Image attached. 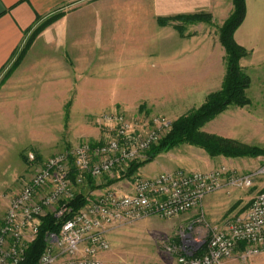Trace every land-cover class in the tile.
<instances>
[{"label":"rangeland","instance_id":"rangeland-1","mask_svg":"<svg viewBox=\"0 0 264 264\" xmlns=\"http://www.w3.org/2000/svg\"><path fill=\"white\" fill-rule=\"evenodd\" d=\"M101 1L103 6L107 4V0ZM108 1V26L104 18L100 21L103 22V25H98L104 29L105 34H107L106 30L110 32L113 30L115 38H118L130 30L136 36H140L142 42L146 40L143 37L156 34L157 44L161 45L165 41V38L161 36L163 35L161 30L166 24L161 23L160 19H167L168 22L171 21L177 27H181V29L177 28L180 35L186 33L189 37L188 40H184L176 36L172 44H185L192 47L197 44L198 40L200 42V39H204L206 44L219 47L224 75L221 81L222 85L220 89L211 92L204 99H200L198 92L192 93L191 90L186 91L184 87H174V90H169L167 94L163 91L162 95H158V98L142 100L135 106H132L133 101H129L131 104L127 106L126 100L124 101L125 105L119 104L123 101L118 100L115 96L112 100L105 102L99 98L87 100L83 97L85 94L88 96L87 92L107 94L113 91L116 94V89H119L118 93H122L125 81H131L122 78L123 73H121L120 78L123 83L118 88V84H114L117 82V74L110 73L108 76L107 74L95 75L88 84L77 83L76 89L72 90L65 98L57 99L56 97L54 99L52 95L57 93L54 89L56 84H47L44 85L43 94H35L39 97L43 95V99L13 100L14 106L9 114L1 106L0 221L4 218L11 202L20 194L24 184L37 172L38 163H44L47 159L60 153L69 152L80 145L103 143L111 138L117 123L107 120L109 117L122 116L126 121L144 126H147L154 117L167 119L171 123V128L161 140L163 141L171 133L173 122L198 110L209 95L220 91L223 87L228 64L226 52L219 40V29L234 12L233 0H175L178 4L175 6L184 13L183 15L208 14L210 23L205 21L180 22L176 19L180 15L160 18L159 7L150 3L149 0ZM244 59L240 62L241 68H243L241 63ZM98 60L97 63H99ZM244 72L248 73L247 70ZM6 75L5 73L0 77V88L4 85L1 82L3 83ZM253 79L255 84L251 86L250 78V98L248 97L250 104L244 107H229L206 123L202 131L221 137L229 136L245 145L264 148V85L259 82L260 75L255 74ZM78 80H80L79 77ZM131 83L134 92L145 91L146 87L145 96L149 97L148 91L152 87L150 88L147 84L144 86L141 83ZM85 88L87 91L83 92ZM7 125L9 129L4 131V127ZM31 155L36 158V164L30 160ZM146 158L145 156L144 159ZM209 162H213L215 167L226 166L240 173H246L253 171L264 162V157H216L215 159L199 147L180 144L158 154L154 160L140 167L129 178L124 177V173L116 172L112 178L103 177L94 180L93 185L84 183L81 186H76V191H82L89 200L95 201L108 190L122 194L129 193L137 177H153L158 173L175 172L180 169L199 171L201 166ZM261 182L264 183V179H261ZM254 195L255 191L236 190L231 195L221 194L218 196L219 198L211 201L209 211L201 210L199 206L189 213L171 219L151 217L139 222L116 224L110 229L108 235L111 250L104 254L105 263L178 264L182 233L190 235L192 238L200 235L205 237L207 225H222L235 218L237 212H246L255 197ZM56 209L57 207L51 209L50 213H55ZM226 264H264V254L243 261L240 259V253H235L234 257Z\"/></svg>","mask_w":264,"mask_h":264},{"label":"built area","instance_id":"built-area-1","mask_svg":"<svg viewBox=\"0 0 264 264\" xmlns=\"http://www.w3.org/2000/svg\"><path fill=\"white\" fill-rule=\"evenodd\" d=\"M116 124L114 135L98 144L86 143L69 152L38 163L37 172L11 202L0 221V264H22L29 245L36 239L41 219L54 214L63 219L67 203L77 194L76 186L86 177L98 180L127 173L159 145L171 128L162 117L147 126L109 117ZM30 160L36 164V158ZM75 172V180L70 175ZM264 179V163L249 173L226 166L208 171L177 170L154 177L135 178L130 192L105 191L71 218L64 220L59 234H48L38 264H106L99 255L111 250L109 232L116 224L139 222L151 217L171 219L201 206L208 195L231 190H250ZM57 207L55 213L51 209ZM205 237L181 234L178 264H226L240 245V259L264 254V187L257 193L244 217L206 227ZM202 251L201 255H198Z\"/></svg>","mask_w":264,"mask_h":264},{"label":"crops","instance_id":"crops-1","mask_svg":"<svg viewBox=\"0 0 264 264\" xmlns=\"http://www.w3.org/2000/svg\"><path fill=\"white\" fill-rule=\"evenodd\" d=\"M101 2V0H0V77L7 74L3 83L1 82L4 85L0 88V108L3 106L9 114L14 106L13 100L43 99V95L39 97L35 94H43L44 85L47 84H56L54 89L57 93L52 95L54 99L65 98L76 89L77 83L88 84L95 75L108 76L110 73L117 74V82L114 84L117 83L118 88L123 83L120 78L123 73L122 78L125 80L147 84L153 90L148 91L150 94L146 97V87L145 91L134 92L132 83L125 81L122 93H118L119 89H116V94L113 91L107 94L87 92L88 96L85 94L83 97L87 100L99 98L104 102L116 97L123 101L119 104L125 105L126 100L127 106L131 104L129 101H133L132 106H135L142 100L158 98L163 91L167 94L169 90H174V87H184L186 91L191 90L192 93L198 92L200 99L220 89L224 75L219 47L206 44L204 39H200V42L198 40L192 47L172 44L176 36L184 40H188L189 37L186 33L180 35L177 25L171 21L161 30L163 31L161 36L165 38L161 45L157 44L156 34L143 37L146 40L142 42L140 36H136L130 30L118 36V41L113 30L111 32L106 30L105 34L104 29L98 26L103 25V22H100L102 18L107 22V26L109 22L107 15L109 1L107 0L104 6ZM149 2L159 7L160 18L184 14L175 6L178 5L175 0ZM245 2V19L234 37L236 43L249 53V57L242 61L241 66L244 71H248L249 74L246 73L251 78V86L255 84L253 79L255 74L260 75L259 82L264 85V0ZM59 14L61 17L35 38L18 65L11 71L30 31L48 18ZM97 59L99 63L96 62ZM86 91L87 88L83 92ZM249 92L250 88L247 90L248 97ZM4 128V131L9 129L8 125ZM224 138L232 139L229 136ZM215 168L218 167L209 162L198 170L208 171ZM159 174L161 173L157 175ZM263 187L264 183L259 180L249 191H255L256 196ZM234 191L236 190L208 195L200 209L209 211L211 201L219 198L221 194L231 195ZM247 211L237 212L232 220L244 217ZM241 251L238 249L236 253ZM104 254L101 253L99 257L106 262Z\"/></svg>","mask_w":264,"mask_h":264},{"label":"trees","instance_id":"trees-1","mask_svg":"<svg viewBox=\"0 0 264 264\" xmlns=\"http://www.w3.org/2000/svg\"><path fill=\"white\" fill-rule=\"evenodd\" d=\"M234 12L232 16L219 29V40L227 55L228 71L220 91L208 96L206 102L196 111L187 116L179 118L172 124L171 133L157 146H154L146 153V159L137 161L131 165L128 172L123 176L131 177L140 167L154 160V158L171 148L180 144H189L204 150L210 157L242 158V157H264V148L249 146L237 140L224 138L202 131V128L229 107H244L250 104L247 96V89L250 86V77L240 67L242 59L248 57V52L235 41V33L241 26L246 15L245 0H233ZM61 17V14L52 16L40 23L37 28L30 31L27 41L14 63L11 71L18 65L26 50L31 46L35 38L47 27ZM180 22H209L210 15L201 13L200 15H180L176 17ZM39 22V20L37 21ZM160 22L167 24V19H160ZM181 29V27H178ZM72 181L75 180V172L70 175ZM93 179L86 177L84 183L93 185ZM93 187V186H92ZM95 188V187H93ZM88 203V196L79 190L75 198L67 203L70 212L63 218L58 219L54 214H47L41 219L39 231L36 239L29 245L25 260L22 264H38L42 253L47 245L48 234H59L64 220L71 218ZM243 244L239 249H243ZM200 250L198 255L202 254Z\"/></svg>","mask_w":264,"mask_h":264}]
</instances>
